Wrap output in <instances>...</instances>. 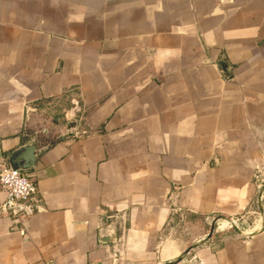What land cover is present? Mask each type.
Segmentation results:
<instances>
[{
    "label": "crops",
    "instance_id": "obj_1",
    "mask_svg": "<svg viewBox=\"0 0 264 264\" xmlns=\"http://www.w3.org/2000/svg\"><path fill=\"white\" fill-rule=\"evenodd\" d=\"M32 140L0 264H264V0H0V173Z\"/></svg>",
    "mask_w": 264,
    "mask_h": 264
},
{
    "label": "built area",
    "instance_id": "obj_2",
    "mask_svg": "<svg viewBox=\"0 0 264 264\" xmlns=\"http://www.w3.org/2000/svg\"><path fill=\"white\" fill-rule=\"evenodd\" d=\"M0 213L16 221H25L40 210L35 203L37 186L27 172L14 171L6 167L0 173ZM24 236V229L20 230Z\"/></svg>",
    "mask_w": 264,
    "mask_h": 264
},
{
    "label": "water",
    "instance_id": "obj_3",
    "mask_svg": "<svg viewBox=\"0 0 264 264\" xmlns=\"http://www.w3.org/2000/svg\"><path fill=\"white\" fill-rule=\"evenodd\" d=\"M73 135L74 134H71V136ZM44 152L45 150L38 149L37 143L32 140L8 155L10 168L14 171L20 172L32 171L36 168L38 160ZM213 231L214 229L212 230V233Z\"/></svg>",
    "mask_w": 264,
    "mask_h": 264
},
{
    "label": "rangeland",
    "instance_id": "obj_4",
    "mask_svg": "<svg viewBox=\"0 0 264 264\" xmlns=\"http://www.w3.org/2000/svg\"><path fill=\"white\" fill-rule=\"evenodd\" d=\"M221 226H223V225H221ZM208 231H210V230H208ZM174 233L175 234L181 233V235H182L181 237H182V241H183V246H184V248L188 249L187 251L189 252V249H191V247H192L191 244H193L192 241H190L192 239L191 236L192 235H195L196 231H194V230L191 231L190 228L189 229L186 228L185 227V224L183 223L182 228L177 229L176 232L174 231L172 234H168V237H169V235H174ZM167 246H168L167 244L163 245L161 247V251L163 249H165ZM195 248H193V249H195ZM186 257H187V254L182 255V261L185 260Z\"/></svg>",
    "mask_w": 264,
    "mask_h": 264
}]
</instances>
